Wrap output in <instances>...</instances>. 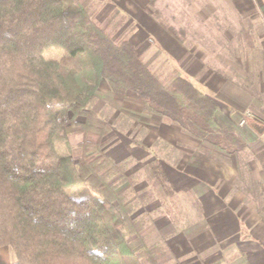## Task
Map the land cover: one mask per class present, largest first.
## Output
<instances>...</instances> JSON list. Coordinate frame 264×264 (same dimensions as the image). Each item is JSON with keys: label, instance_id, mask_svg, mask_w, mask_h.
<instances>
[{"label": "trees", "instance_id": "trees-1", "mask_svg": "<svg viewBox=\"0 0 264 264\" xmlns=\"http://www.w3.org/2000/svg\"><path fill=\"white\" fill-rule=\"evenodd\" d=\"M96 14L79 0H0V247L11 264H166V239L148 243L145 231L160 215L179 226L174 187L157 157L147 167L163 193L138 198L144 176L109 153L111 117L95 108L104 81L195 139L229 154L247 148L212 96L178 68L149 63ZM52 47L66 54L46 58Z\"/></svg>", "mask_w": 264, "mask_h": 264}, {"label": "crops", "instance_id": "crops-1", "mask_svg": "<svg viewBox=\"0 0 264 264\" xmlns=\"http://www.w3.org/2000/svg\"><path fill=\"white\" fill-rule=\"evenodd\" d=\"M256 3L264 8V0ZM263 11L248 15L253 21H260L262 38ZM255 24L258 33L260 30ZM179 39L165 31L161 42L175 53L181 74L192 76L193 83L219 103L221 123L235 125L247 148L244 152L229 154L195 139L179 126L145 112L143 102L133 92L127 93L137 102V109H130V116L144 118L143 123L139 122L141 128L149 130V135L155 130L156 138L175 148L173 160L158 158L165 164L175 195H187L192 202L184 204L186 229L177 233V227L167 215L158 218L155 226L166 235V240L176 233V244L190 247L185 254L195 252L196 258L201 255V263L264 264V59L260 71L253 67L257 59L248 56L244 69L235 76L220 75L213 70L215 67L205 47L187 45ZM253 49L264 52V43ZM247 111L254 116L248 118L245 126H237ZM12 261L11 249L0 247V264Z\"/></svg>", "mask_w": 264, "mask_h": 264}, {"label": "rangeland", "instance_id": "rangeland-1", "mask_svg": "<svg viewBox=\"0 0 264 264\" xmlns=\"http://www.w3.org/2000/svg\"><path fill=\"white\" fill-rule=\"evenodd\" d=\"M79 2L85 6H93L97 13V20L109 31L115 33L114 38L119 35H128L138 50L146 55L149 63L166 71L178 68L181 73L175 53L162 45L161 39L165 31L171 33L173 37L178 36L179 40H183L187 45L205 47L210 53V63L215 67L213 70L220 75L227 73L235 76L244 69V62L248 56L249 59L251 57L254 60L257 59L253 67H258V71L263 68L261 60L264 59V52L253 49V46L262 47L264 43V37H261L263 32L260 30L262 29L259 25L260 21H253L249 18L250 16L248 17L256 11L261 13L264 10L259 7L256 0H79ZM255 23L260 30L258 33ZM65 54L66 51L61 47L48 48L43 52V55L49 59H60ZM185 77L194 82L192 76L185 75ZM236 79L240 81L238 77ZM129 95L131 94L126 96L115 94L110 90L109 84L104 81L100 87L99 101L95 108L111 117L114 131L110 137L114 136L116 140L111 143L109 153L116 160L131 157L134 165L130 172L143 174L142 183L135 187L137 196L141 199L153 191L163 193L152 171L147 167V163L158 156L173 160L176 150L161 141V138H156L158 133L155 130L149 135V130L145 127L141 128L139 122L143 123L144 118L130 116L129 111L137 109V102L136 98ZM69 139L71 146H77L83 136L77 133L71 135ZM133 139L150 144L149 148L133 144ZM60 150L62 153L67 152L64 145H61ZM74 152L77 154L76 148ZM168 203L181 221L177 227V233H179L186 229L183 225L185 224L183 216L187 214L184 204L191 205V198L187 195H174ZM162 217L163 215L158 216L146 229L148 243L166 238V235L164 236L154 223ZM175 235L165 241L169 252L163 262L205 264L200 262L201 255L196 258L195 252L185 254L190 247L184 248L176 244Z\"/></svg>", "mask_w": 264, "mask_h": 264}, {"label": "built area", "instance_id": "built-area-1", "mask_svg": "<svg viewBox=\"0 0 264 264\" xmlns=\"http://www.w3.org/2000/svg\"><path fill=\"white\" fill-rule=\"evenodd\" d=\"M254 114L251 111H247L238 121L239 126H245L248 123V118L253 117Z\"/></svg>", "mask_w": 264, "mask_h": 264}]
</instances>
